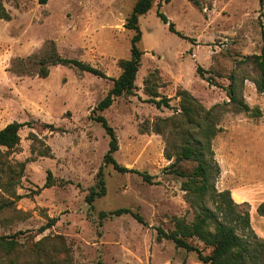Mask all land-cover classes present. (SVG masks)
<instances>
[{
  "label": "rangeland",
  "instance_id": "obj_1",
  "mask_svg": "<svg viewBox=\"0 0 264 264\" xmlns=\"http://www.w3.org/2000/svg\"><path fill=\"white\" fill-rule=\"evenodd\" d=\"M1 1L10 18L0 20V129L12 122L31 125L20 129L15 148L1 149L9 168L0 181V236L19 246L10 255L0 253V264H205L196 253L157 239L158 228L174 229V218L191 223L195 217L181 190L183 179L168 173L174 160L164 154L168 130L154 131L159 120L181 116L182 90L217 130L211 140L220 171L216 190H228L249 206L251 230L237 229L249 249L246 264H264V216L256 211L264 203V93L255 88L259 73L252 60L264 49V0L154 1L138 21L143 54L134 95L94 114L121 72L118 61L130 57L134 32L124 24L136 0ZM157 11L189 40L169 32ZM50 46L107 78L65 66L50 67L45 78L35 66L17 70L18 61L38 59ZM231 89L250 111L230 101ZM160 98L170 100V109L150 102ZM96 115L115 132V161L152 179L147 183L104 166L106 194L88 205L85 197L98 189L96 174L109 142L91 119ZM47 150L48 156L39 155ZM193 167L181 163L187 172ZM47 172L69 183L44 188ZM120 208L144 223L130 214L99 219V212ZM46 224L51 227L38 233ZM190 243L203 254L210 251L196 239Z\"/></svg>",
  "mask_w": 264,
  "mask_h": 264
},
{
  "label": "trees",
  "instance_id": "obj_2",
  "mask_svg": "<svg viewBox=\"0 0 264 264\" xmlns=\"http://www.w3.org/2000/svg\"><path fill=\"white\" fill-rule=\"evenodd\" d=\"M47 1L38 0V3L44 5ZM154 1L160 4L162 2L168 3L170 0H136L133 5L131 13L124 24L127 30L134 32L130 40V57L118 61V67L121 72L117 78L111 79V88L105 97L93 108V114L105 111L119 97L134 95L136 88L135 79L143 54L137 47V43L141 39L138 21L141 16L151 9ZM157 16L163 24L168 26L169 32L177 35L179 38L189 40V38L184 37L174 29L173 23L169 22L163 13L157 11ZM9 18L10 15L0 0V20H9ZM252 60L259 73V79L255 82V88L259 93H264V49L261 50L259 55L252 56ZM27 65L37 67L36 73L42 78L48 76L49 68L53 66L75 68L99 78H107L101 70L89 64L76 59L61 57L53 46H50L48 51L38 59L30 58L26 62L23 60L18 61L16 68L21 72ZM197 74L203 77L199 67L197 68ZM228 95L230 101L236 104L238 109L243 112L250 111L246 104L237 101L232 89ZM177 97L180 98L181 116L159 120L155 124L154 131L162 133L163 131L166 132V129L168 130L164 154L168 160L174 158L168 168V173L183 179L181 190L185 192L187 202L195 211V217L191 223L174 218V229L166 232L158 228L157 239L172 241L176 248L196 253L199 261L205 264H246L245 256L248 254L249 249L242 237L237 234V229L251 230L249 206L246 202H236L228 190H216L215 179L218 177L220 171L218 164L214 160L211 140L217 130L211 120H208L206 116H201L203 111L202 106L192 95L182 90L177 92ZM150 102L157 109H170V100L168 98L151 99ZM254 115H259L258 110H255ZM91 119L96 123H100L109 137V142L108 150L103 156V164L96 174L98 189H91L85 197V202L88 205H92L95 199L101 198L106 194L102 168L107 165H111L114 171L121 174H137L144 182L150 183L152 177L148 174L128 169L115 161L113 154L118 149L117 139L113 128L109 126L106 119L102 115L92 116ZM30 125V123L12 122L0 129V181H3L1 174L9 168L6 163L5 153L1 149L11 150L15 148L20 141V129L30 127ZM42 127L48 128L50 131L57 130L51 124H43ZM175 148L176 152H173ZM48 154V150L46 152H39L41 156H48ZM182 162L193 164V169L187 172L181 168ZM6 181H11V178H8ZM67 183L69 182L63 180L56 181L51 172H47L43 187L47 188L53 185L63 187ZM256 211L258 215L264 216V203H261ZM123 214H130L137 222L144 223L140 215L126 208L109 212L102 211L99 212L98 216L101 220ZM53 222L55 220H52V224ZM50 227L51 224H46L39 228L38 233H43ZM19 234H23V232H19ZM191 239H196L206 248H209V253L203 254L197 246L190 243ZM260 244L264 247V242ZM40 245L41 243H37L35 247L38 249ZM18 246L19 243L14 238L0 236V253L3 252L5 255H10L16 251Z\"/></svg>",
  "mask_w": 264,
  "mask_h": 264
}]
</instances>
